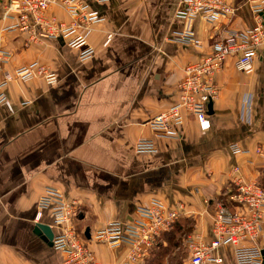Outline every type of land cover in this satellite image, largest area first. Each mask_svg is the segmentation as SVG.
I'll return each mask as SVG.
<instances>
[{
  "label": "crops",
  "instance_id": "0c3cea01",
  "mask_svg": "<svg viewBox=\"0 0 264 264\" xmlns=\"http://www.w3.org/2000/svg\"><path fill=\"white\" fill-rule=\"evenodd\" d=\"M226 1L235 14L214 22L179 16L181 0L91 2L105 20L73 35L84 36L95 50L86 60L68 39L5 33L7 22L0 19V50L12 55L0 81L5 72L35 61L57 76L52 84L42 75L13 78L0 104V264L63 263L45 230H56L51 215L45 211L36 220L48 186L77 201L75 226L90 234L137 216L139 206L153 198L171 207L183 204L175 239L180 244L164 236L143 264L163 263L162 254L182 244L186 264L189 236L212 239L217 210L238 209L230 199L235 167L244 180L264 189V47L252 70L238 71L229 58L215 75L218 95L208 109L209 130H201L190 114L177 139L158 137L147 124L179 102L178 83L187 65L211 54L213 43L229 32L254 27L250 0ZM50 12L73 22L60 5ZM187 31L200 45L181 41ZM140 139L153 140L156 151L138 153ZM234 144L249 153H233ZM259 242L264 247V235ZM88 243L103 264H120L129 250ZM225 254L223 262L210 264H237L233 246Z\"/></svg>",
  "mask_w": 264,
  "mask_h": 264
},
{
  "label": "built area",
  "instance_id": "2783aa9c",
  "mask_svg": "<svg viewBox=\"0 0 264 264\" xmlns=\"http://www.w3.org/2000/svg\"><path fill=\"white\" fill-rule=\"evenodd\" d=\"M108 0H0V19L6 21L2 32L26 33L32 40L44 38L68 39V45L80 51L81 60L89 59L95 50L82 35H75L81 26L105 20L100 11L91 7V2L103 3ZM179 16L188 20L202 17L208 22L235 14V6L226 0H181ZM250 9L255 17V25L248 30L231 31L212 45V53L191 63L185 68V78L178 83L180 100L151 118L147 124L155 135L177 139L185 123V114L193 115L201 130L211 128L208 113L209 104L218 95L215 75L220 72L229 58H234L238 71L252 70L254 60L264 47V0H250ZM53 5L62 6L73 18L71 24L58 19L50 12ZM111 36H108V43ZM185 43H196L192 31L180 36ZM11 53L0 50V70L11 59ZM42 75L48 83L57 80L55 73L35 61L5 72L0 81V104L7 99L5 88L17 78L28 81ZM135 149L138 153L155 152L153 140L140 139ZM233 153L248 154L239 145L232 146ZM239 168L233 169L235 191L230 199L238 208L231 211L222 206L214 215L212 239L189 236L185 246L189 252L186 264L220 263L225 260V249L234 247L237 264H264V247L260 238L264 235V189L256 183L247 182L239 175ZM183 204L171 207L158 198L148 205L139 206L137 216L125 221H113L96 230L88 238L85 231L78 232L75 220L78 217L76 200H69L56 187L48 186L37 204L36 220L45 211L52 217L56 228L51 244L64 255L62 264H103L89 246L93 240L116 249L128 247V253L120 264H143L160 245L161 237L174 230L181 219Z\"/></svg>",
  "mask_w": 264,
  "mask_h": 264
},
{
  "label": "rangeland",
  "instance_id": "374dc122",
  "mask_svg": "<svg viewBox=\"0 0 264 264\" xmlns=\"http://www.w3.org/2000/svg\"><path fill=\"white\" fill-rule=\"evenodd\" d=\"M157 250L158 249H156V251ZM162 255H163L162 256L163 263L161 264H183V261L186 257V251L182 244V246L178 248L177 250H174L172 254L169 255V253L165 252Z\"/></svg>",
  "mask_w": 264,
  "mask_h": 264
},
{
  "label": "trees",
  "instance_id": "16d2710c",
  "mask_svg": "<svg viewBox=\"0 0 264 264\" xmlns=\"http://www.w3.org/2000/svg\"><path fill=\"white\" fill-rule=\"evenodd\" d=\"M179 222L177 223L176 227L174 228V230L171 231V233H166L164 234L161 239L164 237V236H168L169 240H170V243H172V245L174 246H178L180 244V241H175V239L177 238V235H180V231H179ZM173 241V242H171Z\"/></svg>",
  "mask_w": 264,
  "mask_h": 264
},
{
  "label": "water",
  "instance_id": "95a60500",
  "mask_svg": "<svg viewBox=\"0 0 264 264\" xmlns=\"http://www.w3.org/2000/svg\"><path fill=\"white\" fill-rule=\"evenodd\" d=\"M263 18H264V14H263ZM212 107V103H210L209 104V108H211ZM45 230H46V232L48 233V236H51L52 235V238H53V232H52V234H51V232H50V230H49V228H45ZM85 235L89 238L90 237V229L89 228H87L86 229V231H85ZM52 240V239H51ZM263 254H264V252H263Z\"/></svg>",
  "mask_w": 264,
  "mask_h": 264
}]
</instances>
